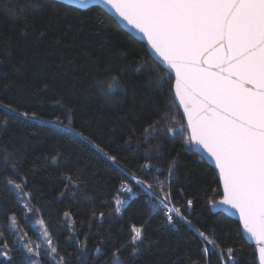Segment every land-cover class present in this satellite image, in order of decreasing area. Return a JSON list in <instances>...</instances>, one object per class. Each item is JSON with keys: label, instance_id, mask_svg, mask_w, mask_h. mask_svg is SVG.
Listing matches in <instances>:
<instances>
[{"label": "snow or ice", "instance_id": "6c2138e0", "mask_svg": "<svg viewBox=\"0 0 264 264\" xmlns=\"http://www.w3.org/2000/svg\"><path fill=\"white\" fill-rule=\"evenodd\" d=\"M72 2L82 9L102 6L99 14H94L98 32L109 28L100 19L107 9L113 14L108 18L114 23H124L141 34L151 57L146 54L129 61V65L135 63L137 72L145 69L154 72L155 75L147 77L148 87L162 94L167 92L171 97V105L162 107L143 129L144 139H155L163 132L165 140L181 142L183 153L198 154L201 160L213 162L217 188L209 186L204 191L206 203L221 214L238 215L239 231L255 242L258 264H264V0ZM59 6L63 7V3ZM54 10L58 11L57 0H0V14L18 26L23 35L38 40L49 37L40 21ZM149 58L160 71L148 64ZM126 74L127 68L116 72L104 68L94 86L105 95H114L125 87ZM62 101L60 97L53 103L62 104ZM18 118L44 122L35 111L0 103V131L7 132L9 122ZM46 123L58 125L71 138L86 142L96 153L106 157L111 167L120 170L123 179L112 195L116 214L143 193L151 213L162 216L164 222L173 227L182 222L197 233L205 257L214 250L222 264H238L233 247L218 243L214 230L206 232L197 228L190 215L185 214L195 207L198 198L185 196L183 186L173 188L175 181L181 179L182 152L170 154L167 164L157 167L151 161L164 158L160 151L164 143L161 140L148 146L143 153V163L133 170L76 128L74 108L70 105ZM135 136V129L130 128L125 144H131ZM23 151L24 145L15 137L7 141L0 139V264H42L45 258L50 264H73L71 254L61 255L53 242L49 222L42 215L44 205L37 197L42 189L34 181L30 185L29 173L22 171ZM45 160L51 165L67 164L59 148ZM38 168L37 160L33 170ZM153 169L156 175H150ZM185 169V183H189L188 175L194 174L187 171L186 165ZM58 178L62 188L54 198L66 197L69 192L75 195L76 190L88 183L79 168L75 172L65 168ZM178 195L183 203H178ZM218 195L221 198L217 200ZM92 216L102 221L105 213L93 212ZM63 217L67 223L71 213L64 211ZM32 224L39 226L38 242L25 230ZM146 228V223L130 224L128 241L113 247L109 264H126L121 257L123 251L128 252L129 259H134L150 246L153 241L147 236ZM69 238L76 239L78 246L76 264H86V259L81 260L80 256L87 248V238L83 242L74 234ZM95 253L101 254L100 246L95 247ZM17 256H22L23 260H18ZM167 264H180V260Z\"/></svg>", "mask_w": 264, "mask_h": 264}, {"label": "trees", "instance_id": "16d2710c", "mask_svg": "<svg viewBox=\"0 0 264 264\" xmlns=\"http://www.w3.org/2000/svg\"><path fill=\"white\" fill-rule=\"evenodd\" d=\"M60 3L57 1L58 11H50L40 21L42 29L49 32V37L44 40L23 35L18 26L0 14V59L3 60L0 63V103L35 111L44 121H25L23 118L10 121L7 132L0 131V139L7 141L9 137H15L24 145L20 157L22 171L29 173L30 185L34 181L42 189L37 197L44 205L42 215L49 222L53 242L60 254H71L69 258L76 264L78 246L76 239L69 238L74 234L81 242L87 238L81 260L86 259V264H109L113 247L128 241L130 224L146 223L147 236L153 243L134 259H129L128 252L123 251L121 257L126 264H158L160 261L167 264L177 259L180 264H222L214 250L204 256L201 238L193 229L182 222L173 227L165 223L162 216L151 213L143 193L130 201L120 214L115 213L112 195L123 179L120 170L111 167V162L86 142L71 138L58 125L46 123L70 105L74 108L76 128L116 155L125 167L138 168L148 146L161 140L164 141L160 149L164 158L151 161L157 167H164L170 154L182 152L181 179L175 181L173 188L183 186L185 196L198 198L195 207L185 214L190 215L197 228L206 232L214 230L218 243L233 247L238 264H258L256 245L246 241L238 229V221L213 212L206 203L204 191L209 186L217 188L214 167L201 160L198 154L183 153L181 142L165 140L163 132L155 139H144L143 129L157 117L162 107L171 105L169 93L162 94L148 87L147 77L155 75L154 72L147 69L137 72L135 63L129 65V61L146 54L151 57L146 45L109 19L111 15L105 10L106 14L100 19L109 28L98 32L94 14H99V6L80 9L65 3L60 7ZM148 64L160 71L151 58ZM104 68L113 72L127 68L125 87L114 95H105L94 86ZM60 97H63L62 104L53 103ZM130 128L135 129V140L125 144ZM138 145L143 146L138 148ZM56 148L64 152L66 165L46 163L45 157ZM37 160L39 168L33 170ZM185 165L187 171L194 174L188 175L189 183L184 179ZM65 168L73 172L81 169L87 178V186L76 190L75 195L69 192L66 197L54 198L57 190L62 188L59 172ZM156 174L154 169L150 173ZM219 198V195L215 197ZM177 200L183 203L179 195ZM64 211L71 213L67 223ZM101 211L105 213L104 219H94L92 213ZM72 221H75L74 225ZM38 227L32 224L25 229L32 239L38 240ZM96 246L101 247V254L95 253ZM17 259L22 261L23 257L17 256ZM42 264H49L48 259L45 258Z\"/></svg>", "mask_w": 264, "mask_h": 264}, {"label": "water", "instance_id": "95a60500", "mask_svg": "<svg viewBox=\"0 0 264 264\" xmlns=\"http://www.w3.org/2000/svg\"><path fill=\"white\" fill-rule=\"evenodd\" d=\"M57 1H59V2H62V3H65V4H67V5H71V6H74V7H77V8H80L78 5H76V4H74L73 2H72V0H57ZM93 6H99V7H102V6H100V5H90L89 7H93ZM88 7V8H89ZM80 9H82V8H80ZM83 9H87V8H83ZM105 11L109 14V15H113L110 11H108L107 9H105ZM122 28H124L127 32H129L131 35H133L135 38H137V39H139L140 41H142L145 45H146V41L142 38V36H141V34H139V33H137L134 29H132L130 26H127L126 24H124V23H121V24H119ZM150 53V52H149ZM150 55H151V53H150ZM206 162H208L212 167H214V164H213V162L211 161V160H208V159H204ZM221 198V197H220ZM219 198V199H220ZM211 208V207H210ZM211 210L213 211V212H219V211H217V210H215V209H212L211 208ZM234 211V210H233ZM226 215H228V216H230V217H232L233 219H236L237 221H238V215H234V214H231V213H227ZM242 233V235H243V237L246 239V241L249 243V244H252V245H255V242L254 241H252V240H250L249 238H248V236H247V234H245V233H243V232H241ZM257 261H258V254H257Z\"/></svg>", "mask_w": 264, "mask_h": 264}, {"label": "rangeland", "instance_id": "374dc122", "mask_svg": "<svg viewBox=\"0 0 264 264\" xmlns=\"http://www.w3.org/2000/svg\"><path fill=\"white\" fill-rule=\"evenodd\" d=\"M34 225V224H33ZM38 232V231H37ZM38 236H39V233H38ZM33 240H35V239H33ZM37 242H38V240H37ZM46 259H48V258H46ZM48 262H49V264H50V261L48 260Z\"/></svg>", "mask_w": 264, "mask_h": 264}]
</instances>
